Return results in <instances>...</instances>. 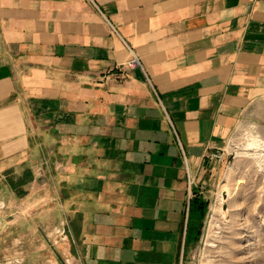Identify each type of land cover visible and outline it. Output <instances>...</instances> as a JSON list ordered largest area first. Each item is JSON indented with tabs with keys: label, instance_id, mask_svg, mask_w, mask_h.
<instances>
[{
	"label": "crops",
	"instance_id": "obj_1",
	"mask_svg": "<svg viewBox=\"0 0 264 264\" xmlns=\"http://www.w3.org/2000/svg\"><path fill=\"white\" fill-rule=\"evenodd\" d=\"M243 122H264V0H0V170L37 137L74 166L78 264H175Z\"/></svg>",
	"mask_w": 264,
	"mask_h": 264
},
{
	"label": "rangeland",
	"instance_id": "obj_2",
	"mask_svg": "<svg viewBox=\"0 0 264 264\" xmlns=\"http://www.w3.org/2000/svg\"><path fill=\"white\" fill-rule=\"evenodd\" d=\"M253 127L264 142V122L240 123L222 150L213 154L217 160H222L210 167L209 170L214 169V176L206 170L201 180L191 186L187 222L181 232L183 243L175 264H264V157L261 160L257 155H264V151L256 152L248 147ZM36 141L37 164L0 170V264H78L71 250V246L75 247V234L80 231L76 228L75 212L71 210L68 221L65 217L60 220L59 215L61 207L74 200L76 182L68 179L74 166L59 164L61 151L45 148L43 137H37ZM201 188L202 193L196 194L195 189L201 191ZM219 195H222L221 201ZM188 204L201 207L198 211L194 207V217L189 213ZM218 205L224 212L216 217L217 224L213 226L215 233L222 234L217 239L220 244L214 241L211 230L212 208ZM50 209L52 219L56 213L58 224L47 230L41 222L46 215L50 216ZM225 248L230 252H225Z\"/></svg>",
	"mask_w": 264,
	"mask_h": 264
},
{
	"label": "bare ground",
	"instance_id": "obj_3",
	"mask_svg": "<svg viewBox=\"0 0 264 264\" xmlns=\"http://www.w3.org/2000/svg\"><path fill=\"white\" fill-rule=\"evenodd\" d=\"M250 130V129H249ZM257 131V129L255 128V127H253V128H251V130H250V134H249V138H250V141H249V144H248V147L249 148H251L252 150H255L256 152H262V151H264V142L262 141V138H261V136L260 135H258V133L256 132ZM250 149V150H251ZM249 150V149H248ZM255 154V153H254ZM258 156H259V158L261 159V158H263L264 157V155H261L260 153H258L257 154ZM262 160V159H261ZM220 194V193H219ZM221 196L222 195H219V201H221L222 200V198H221ZM247 209V208H246ZM246 211H248V210H246ZM262 211V210H261ZM223 212L224 211H222V208H221V205H218V206H214L213 208H212V213H213V221H212V232H213V239H216V240H214V241H217V239H219V238H221L220 236L222 235H218L217 233H215L214 232V227L215 226H213V224L215 225V224H217V222H216V217L217 216H219V215H223ZM254 213V212H253ZM252 214V213H251ZM247 216H248V213H247ZM252 216V215H251ZM226 218V217H225ZM250 218V217H249ZM219 219V218H218ZM223 220V219H222ZM249 220V219H248ZM254 220V219H253ZM221 221V220H220ZM224 222H225V220H223ZM236 221V220H235ZM210 222H211V220H210ZM222 222V221H221ZM244 222V221H243ZM243 222H242V225H244L243 224ZM250 223V222H249ZM221 224V223H220ZM222 224H223V222H222ZM236 224V223H235ZM245 224H247V223H245ZM211 225V224H210ZM218 225H219V223H218ZM224 225V224H223ZM230 225V224H229ZM221 226V225H220ZM220 226H219V229H220ZM228 226V225H227ZM233 226V225H232ZM237 226H238V224H237ZM229 227H231V226H229ZM242 227V226H241ZM223 228V227H222ZM228 228V227H227ZM236 228V227H235ZM234 227L232 228V229H235ZM238 228H240V227H238ZM250 228V227H249ZM231 229V230H232ZM238 230V229H237ZM246 230V229H245ZM250 230V229H249ZM230 231V230H229ZM235 231V230H234ZM212 232H210L211 234H212ZM216 232H217V230H216ZM224 233V232H223ZM239 233V232H238ZM254 233V232H253ZM257 233V232H256ZM208 234V233H207ZM232 234V233H231ZM230 234V235H231ZM235 234H237V233H235ZM255 234V233H254ZM238 235V234H237ZM243 235V234H242ZM247 235V234H246ZM231 236H234V238H235V235H231ZM230 236V237H231ZM239 236V235H238ZM240 236H241V234H240ZM250 236H251V234H250ZM223 237V236H222ZM230 237H229V239H230ZM243 237V236H242ZM241 237V238H242ZM254 237V236H253ZM224 238V237H223ZM233 238V239H234ZM251 238V237H250ZM208 239V238H207ZM210 239V238H209ZM213 239H211V240H213ZM243 239V238H242ZM248 239V238H247ZM210 240V241H211ZM221 240V239H220ZM223 240V239H222ZM227 240V239H226ZM226 240L224 239V241L226 242ZM209 242V241H208ZM217 243H219L218 241H217ZM224 243V242H223ZM228 243H229V240H228ZM220 244V243H219ZM231 244V243H230ZM232 244H234V243H232ZM232 244H231V246H232ZM210 245H211V243H210ZM214 245H216V244H214ZM227 245V244H226ZM219 246H221V245H219ZM228 246H229V244H228ZM228 246H226V247H228ZM213 247V246H212ZM223 247H225V246H223ZM218 248V247H217ZM231 248V247H230ZM240 248H242V246H240ZM222 249V248H221ZM226 249V248H225ZM235 249V248H234ZM212 250V249H211ZM223 250H224V248H223ZM222 250V251H223ZM228 249H226L225 250V252L227 251ZM232 250V249H231ZM239 250V249H238ZM219 251H220V249H219ZM229 251V250H228ZM224 252V251H223ZM230 252V251H229ZM240 252H242V251H240ZM239 252V253H240ZM244 252H246V251H244ZM218 253V252H217ZM220 253H221V251H220ZM232 253V252H231ZM233 253H235V252H233ZM227 254V253H226ZM228 255H230V254H227V256ZM222 256V255H221ZM220 256V257H221ZM224 257H226V255L224 256ZM238 257V256H237ZM224 259H226V258H224ZM244 259H246V258H244ZM229 260V259H228ZM242 260V259H241ZM234 261V260H233ZM240 261V260H239ZM238 261V262H239ZM226 262V261H225ZM232 262V261H231ZM204 264V263H203ZM224 264V263H223ZM241 264V263H240ZM252 264V263H251Z\"/></svg>",
	"mask_w": 264,
	"mask_h": 264
},
{
	"label": "built area",
	"instance_id": "obj_4",
	"mask_svg": "<svg viewBox=\"0 0 264 264\" xmlns=\"http://www.w3.org/2000/svg\"><path fill=\"white\" fill-rule=\"evenodd\" d=\"M130 52L132 54V58L129 62H127L124 66V68H128V69H134L136 67L141 66L138 57L136 56L135 52L133 50L130 49Z\"/></svg>",
	"mask_w": 264,
	"mask_h": 264
}]
</instances>
